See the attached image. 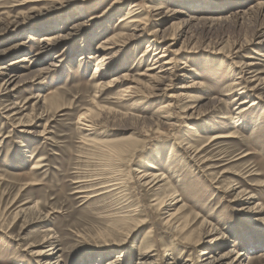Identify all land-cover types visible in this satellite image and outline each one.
<instances>
[{"label":"rangeland","instance_id":"obj_1","mask_svg":"<svg viewBox=\"0 0 264 264\" xmlns=\"http://www.w3.org/2000/svg\"><path fill=\"white\" fill-rule=\"evenodd\" d=\"M263 33L264 0H0V264H264Z\"/></svg>","mask_w":264,"mask_h":264},{"label":"bare ground","instance_id":"obj_2","mask_svg":"<svg viewBox=\"0 0 264 264\" xmlns=\"http://www.w3.org/2000/svg\"><path fill=\"white\" fill-rule=\"evenodd\" d=\"M33 12V11H32ZM35 12V11H34ZM128 14H131V13H128ZM124 21V20H123ZM138 21V20H137ZM6 23V22H5ZM27 33V32H26ZM264 34V33H263ZM164 39H166V38H164ZM42 41H43V46H42V49H45V48H47L49 45H53V44H56L57 42H59V39H58V37L56 36V35H43V37H42V39H41ZM162 41H164V40H162ZM260 42V41H259ZM103 43H106V44H103V45H101L100 47H101V49H100V52H99V54H97V56L98 57H101V59L103 60V61H105V64L106 63H108V62H110V60H111V51H112V49H113V46L112 45H110V44H112L109 40H107V41H104ZM151 45V44H150ZM170 45V44H169ZM152 47V46H151ZM116 48V47H115ZM150 49V46H149V48H148V50ZM43 51V50H42ZM150 51V50H149ZM166 51H167V49L165 48V50L164 51H162L161 53H159V55H158V57L155 59L156 61L153 63V65L152 66H150L149 67V69H148V71H151L152 73H154V74H150L149 76L150 77H157V76H160L161 77V74L162 73H164L166 70L165 69H167V66L168 65H171V64H173V60H174V58H175V56H173L172 55V53H166ZM82 54V53H81ZM146 54V53H145ZM177 54H179V52L177 53ZM176 55V54H175ZM263 55V54H262ZM83 56V55H82ZM178 58V57H177ZM25 60H27V57L26 56H23V57H20V58H18L16 61H14V62H16V63H19V62H23V61H25ZM180 60V59H179ZM176 61V60H175ZM109 64V63H108ZM8 67V66H7ZM173 67V66H172ZM172 69V68H171ZM171 69H169V70H171ZM176 70H177V68H175ZM35 70V69H34ZM98 70V68L96 69V71ZM184 70V69H183ZM243 70V69H242ZM14 72V71H13ZM171 72V71H170ZM174 72H175V70H174ZM30 73V74H29ZM169 74V73H168ZM30 75H36V73H34V71H30V72H28V74H20V73H13L12 75H10L11 76V78H10V81L12 82V83H20V82H23V81H25L26 79H27V77L28 76H30ZM174 76V75H173ZM31 77V76H30ZM120 77H121V75L120 76H118V77H115V76H113V78L111 79V81H110V83L112 82H116V81H119L120 80ZM244 78V77H243ZM152 80V79H151ZM158 80V79H157ZM156 81V80H155ZM10 82V83H11ZM158 82V81H157ZM160 82V81H159ZM163 82V81H162ZM161 82V83H162ZM244 82V81H243ZM112 83H111V85H112ZM238 83V82H237ZM116 84V83H115ZM260 84V83H259ZM11 85V84H10ZM158 85H159V83H158ZM198 85V84H197ZM13 86V87H12ZM11 87V91L12 90H14V89H16V87L18 86V85H12ZM161 86V85H160ZM161 88V87H160ZM256 89V88H255ZM134 90V89H133ZM157 90V89H156ZM236 91V90H235ZM126 92V91H125ZM232 93V92H231ZM43 105V104H42ZM45 107V106H44ZM237 109V108H236ZM52 110V109H51ZM114 110V109H113ZM243 111V110H242ZM191 116V115H190ZM187 118V117H186ZM82 121V120H81ZM225 137H230V136H233V135H230V134H228V135H224ZM216 138V137H215ZM215 138H213V140H215ZM202 152V151H201ZM195 153V152H194ZM40 159V158H39ZM41 164V163H40ZM36 166V165H35ZM40 166V165H39ZM38 167V166H37ZM154 174H152V175H150V177H148V179L147 180H145V181H148L149 183H153V182H156V180L158 179V181H159V179H160V175H157V173H155V172H153ZM110 177V176H109ZM108 177V178H109ZM146 177V176H145ZM163 177V176H162ZM86 178V177H85ZM145 179V178H144ZM80 183V182H79ZM147 183V182H146ZM156 184V183H155ZM77 185V184H76ZM122 186V185H121ZM76 187V186H75ZM84 187V186H83ZM108 188V187H107ZM166 188V187H165ZM89 191V190H88ZM97 191V190H96ZM239 191V190H238ZM100 195V194H99ZM250 198V197H249ZM178 201V200H177ZM30 202V201H29ZM180 208H181V206H180ZM179 208V209H180ZM177 211H178V209H177ZM174 213H172V215H173ZM50 215V214H49ZM175 216V215H174ZM141 222V221H140ZM143 223V222H142ZM137 224V223H136ZM170 224V223H169ZM137 226V225H136ZM139 226V225H138ZM264 229V228H263ZM54 249V248H53ZM50 250V249H49ZM48 250V251H49ZM49 254H51V253H49ZM53 254V253H52ZM153 256V255H152ZM49 257V256H48ZM213 256H211V254H209V255H206L204 258H202V260L201 261H205V263L204 264H214V261L213 260H210V258H212ZM54 259V258H53ZM144 259V258H143ZM46 260V259H45ZM49 260H51V258L49 257L48 259H47V262L46 263H49ZM152 261V260H151ZM151 261L149 260H144L143 261V264L145 263V264H152L151 263ZM51 262H53V260L51 261ZM50 262V263H51ZM153 262V261H152ZM54 264V263H53Z\"/></svg>","mask_w":264,"mask_h":264}]
</instances>
